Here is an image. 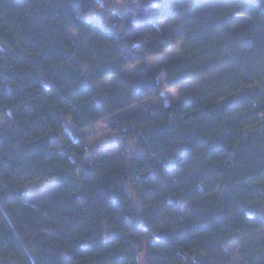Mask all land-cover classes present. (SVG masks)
Here are the masks:
<instances>
[{
    "label": "clouds",
    "instance_id": "obj_1",
    "mask_svg": "<svg viewBox=\"0 0 264 264\" xmlns=\"http://www.w3.org/2000/svg\"><path fill=\"white\" fill-rule=\"evenodd\" d=\"M46 2L51 5L52 0ZM85 2L89 5L85 16L90 19L93 14H103L109 26L115 28L116 35L103 36L98 29H92L83 39L81 47L76 48L73 38L79 37L88 24L49 20L48 24L40 25L39 30L44 31L52 24L63 25L62 32L52 28L48 34L55 40V34L59 33L63 39L56 43L71 50L72 57L66 59L57 53L55 57H44L43 62L36 65L31 64L24 54L30 50H38L40 54L42 49L25 47L21 43L24 37L16 29L21 27L25 16H32L35 7L44 8L45 5L37 0L32 12L27 9H5L0 12L3 16L0 23V70L17 73L11 80L0 78V135L5 131L12 134L11 140L0 145V161L5 157L9 161L0 164V236L15 228L28 252L33 256L38 252L44 253V259L50 260V264H74V257L81 254L88 257L83 264H113L111 257L118 252L128 255L126 264H264V176L257 181L248 179L252 172L264 167L259 163L260 157L248 150L250 144L264 150V97H256V104L248 103L216 116L204 112L199 116L195 115L196 112L187 118L182 116L193 107L205 108V102L209 111L214 110L218 103H213V99L226 98L233 94V90L236 93L254 85L264 87V69L251 70L247 65L238 67L234 60L215 67L209 64L207 71L199 70V65L207 62L208 58H192L191 53L199 51V48L196 42L185 39L187 34L213 15H224L230 11L235 16H244L259 24L258 30L264 31V16L237 11L239 5L217 11L207 4L198 5L195 0H181L173 5L179 15H163L161 9L169 5L155 4L148 11V15L155 18L153 24L138 20L130 27L127 21L137 17L141 0H80V7L73 9L75 16L80 15ZM143 2L147 4L148 0ZM126 9L130 10L125 16ZM143 15L144 12H140V16ZM235 16L232 26L238 23ZM24 26L31 29L30 25ZM178 28L183 29L184 35H177ZM33 36H38V32L34 31ZM156 41H159V45ZM42 44L48 46L46 41ZM200 46L203 47V44ZM4 48L14 55L9 56ZM16 48L21 49L20 54L15 53ZM114 48L121 50L113 52ZM124 48H127L126 53ZM177 53L182 57L180 61L162 64L154 76H149L154 85L152 89L143 90L135 96L130 85H121L116 90L118 95L101 100L103 107L98 108L93 104L98 97L111 95L106 85L113 78L119 79L125 70L139 65L140 71L147 75L150 65L165 55ZM125 55L135 58L120 62ZM109 62L116 64V70L108 68L103 74L97 71L99 66ZM258 63L264 64V61ZM59 68L85 77L89 87L66 98L58 97L59 92L79 83L78 79L61 83L63 78L56 76L54 71ZM179 72L185 73L183 79L173 82ZM33 74H38L39 79L25 84V80ZM54 77L56 87L42 91L40 83ZM8 87L24 88L25 91L9 97L8 93L2 91ZM166 95H170L171 102L164 99ZM17 100H23V103L16 104ZM149 102L159 103L161 115L154 117L148 107H140ZM28 104L33 105L31 111H25ZM122 106L129 114L113 121V117L126 112L119 111ZM52 108L59 115L49 118ZM134 108L136 111H131ZM252 109H256L250 118L253 123L247 126V131H243L242 121L235 120L236 113ZM29 120H34L36 125L40 121L43 124L27 127ZM65 121L75 131V136L71 131L65 133ZM165 123L172 124L167 133L156 141L145 143L149 140L150 129ZM209 128L214 129L212 135H207L209 139L220 136L224 142L227 138H239L233 141L235 146L231 152H226L224 156L205 155L206 149L202 145L186 141L176 134L185 129L183 132L193 131L197 137H201L206 136L203 133ZM250 131L258 133L259 140L256 136L249 137ZM53 134L58 139L47 144L50 150L39 149L20 155L21 148L27 149L31 145L29 138L39 142ZM180 143L193 144L191 155L180 162L179 168L163 171L165 165L160 163L162 157L167 152H175L177 149L173 145ZM61 148L66 155L60 151L53 152V149ZM141 151L150 155L132 158L134 153ZM47 152H52V155H45ZM98 160L101 163H97ZM209 166L219 167L222 174L202 178L201 173H208ZM89 168L92 169L91 173L85 175L84 169ZM153 171L156 176L165 178L163 183L149 178ZM61 175L65 179H61ZM33 176L37 179L24 183ZM236 179L242 186L232 194L230 201L221 189L228 185L235 187L233 182ZM49 185L61 190L58 200L69 203L59 207L55 203H45L43 194ZM101 186L114 192L128 213H139V218L151 216L159 208L156 219L142 224H126L119 209L110 210L105 202L95 199L97 192L93 189ZM146 188L155 191L146 197ZM250 188L253 189L251 192L248 191ZM20 189L26 191L17 199L3 200L6 190ZM81 191L83 198L76 199ZM29 197L38 199L35 204H30ZM133 200L136 207L132 206ZM241 200L244 202L242 209L239 208ZM253 205H258L254 218L247 214L248 208ZM217 211L235 215L218 216V222L210 221L208 227H197L195 231L186 233L191 239L154 242V237L161 230L172 233L190 224L199 225L205 213ZM77 217L86 223L67 225V221H75ZM225 224L231 227L226 229ZM90 226L94 230H89ZM57 227L63 235L57 232ZM112 229L122 233V238L111 244L103 243ZM90 231L96 233L95 243L98 246L83 248L79 255H72L77 250L78 241L93 240L92 236L86 235ZM41 233L43 235H39ZM81 235L87 238L79 239ZM17 247H20L19 243H14L12 248L5 245L0 249V264H33V260L23 251L19 254L15 252ZM148 253H152L156 259H147ZM64 254L68 255L67 260H64ZM35 264H44V260H36Z\"/></svg>",
    "mask_w": 264,
    "mask_h": 264
},
{
    "label": "trees",
    "instance_id": "obj_2",
    "mask_svg": "<svg viewBox=\"0 0 264 264\" xmlns=\"http://www.w3.org/2000/svg\"><path fill=\"white\" fill-rule=\"evenodd\" d=\"M37 0H0V12H2L5 9H18V10H25L27 9L29 12H32V9L35 7ZM181 0H148V3L145 4L143 0H141L140 3V12H144V15L141 17L140 12L137 13V17L132 18L131 20H128L127 23L131 27L132 25H135L138 20H142L144 24H153L155 22V18L148 15V11L155 5V4H168L169 6L167 8L161 9V14L168 15V16H174L179 15V11L176 7L173 5H176L180 3ZM39 3H42L45 5L44 8L35 7V11L32 13L31 17L25 16L22 20L21 27L17 28L16 30L20 32L21 36L24 38L22 39L21 43L28 48H36V49H42V52L39 54L38 50H30L29 52L25 53L24 55L27 56V59L30 61L31 64L36 65L43 62L44 57H55L58 54L63 56L66 59H70L72 57L71 50H66L62 47H60L56 41L62 40L63 38L59 35V33L55 34V40L51 39L49 37V32H51L52 28H58L60 32L63 31V25L58 24H52L44 31L39 30V26L42 24H48L49 20H64L65 23L74 21L77 24L87 23L88 28L84 31H82L77 37V41L73 40V46L76 48H80L83 39L87 36L88 31H91L92 29H98L99 34L103 36L116 35L115 28H112L107 23V18L103 14H93V16L89 19L85 16V13L89 11V5L87 2H85L84 6L81 8L80 15L77 17L74 15L73 9L80 7V0H52L51 5H49L46 0H39ZM195 3L198 5L201 4H207L209 6L215 7L217 11H223L224 9L231 8L233 5H239V9L237 11H246L252 15L259 14L260 16H264V0H195ZM130 9H126L124 11V15H127V11ZM235 13L234 12H227L224 15H213L210 19H208L205 23L201 24L198 28L195 30L189 32L187 36L185 37L188 41H194L196 42V47L199 48V51H193L191 53L192 58L194 60H203L204 58H208L207 62H204L199 65V70L201 71H207L209 68V64L212 66H220L224 64L227 61H235V64L239 67L241 65H247L249 69L251 70H257V69H264V64L258 63V61H264V31H259L258 28L260 27L259 24H254L252 20L244 17V16H235V19L238 20V23H235L234 26H232V22L234 19ZM3 22V16L0 15V23ZM189 23H192V21H189ZM24 25H30L31 29L25 27ZM118 26V25H117ZM166 27V25L164 26ZM166 29V28H165ZM38 32V36H33V32ZM177 35H184V31L182 29V33L179 34L176 31ZM117 40L120 39V37H116ZM43 41L47 42L48 46H45L42 44ZM142 43V42H141ZM201 43L203 44V47H201ZM156 44L159 45V41H156ZM183 47V45H181ZM9 56L14 55V53L7 49H3ZM121 49L114 48L113 52L120 51ZM125 53L127 52V48L123 49ZM16 54L21 53L20 48H16L15 50ZM135 57H129L128 55H125L121 57L120 62L134 59ZM182 57L177 54H170L165 55L158 61H156L154 64L150 65L148 68V74L140 71L139 65L136 66V68L131 70H125L119 79L113 78L109 83L106 85L107 90L111 94L110 96H101L98 97L95 101H93V104L96 105V107L101 108L103 105L101 104V100H108L111 99L112 96L118 95V92L116 91L121 85H130L132 92L135 96H138L141 91L152 89L154 85L152 84V80L149 78V76H154L156 72L159 70L160 66L162 64H173L178 61H180ZM111 68L112 70H116V64L109 62L107 64L101 65L97 68L98 72H101L103 74L106 69ZM192 70L191 68L189 69ZM56 76L62 77L61 83H67L72 80H79V83L76 85H73L71 88H66L63 91L59 92L57 95L60 98H66L68 96L73 95L76 92H79L81 89H86L89 87V81L83 77L78 76L77 73L72 71H67L64 68L54 69ZM185 73L179 72L177 75L173 78V82H176L180 79H183ZM17 76V73L15 71L8 72L5 70H0V78L7 77V79L11 80L14 79ZM38 74H33L30 78L25 80V84H31L33 80H38ZM260 87V88H257ZM40 87L42 91H47L49 89L56 87L55 77L53 79H45L42 83H40ZM94 87V85H93ZM251 89L249 93L246 95L240 97V99L235 101H225L226 99L224 97H215L213 99V103H218L217 107L209 111L207 108L208 103L205 102V108L199 109L198 107H193L190 111L182 113V116L187 118L188 116L192 115V113L196 112L195 115L199 116L201 112L207 113L209 116H216L218 113H223L225 110H235L239 107H243L248 103L256 104L257 100L256 97H264V87H261L259 85H254L252 87H245L242 91L239 92H248L247 90ZM2 91L8 93V96H15L17 93H22L25 91L24 88H15V87H8L6 89H3ZM235 93V90H233V94ZM237 93V92H236ZM31 93L29 92V98ZM27 99V97H25ZM223 99V100H222ZM198 102V101H197ZM23 100H17L16 104H22ZM33 107L32 104H28L25 111ZM150 113L154 117H158L161 115L160 107L157 108H150ZM123 106L119 109V111L125 110ZM2 110V109H0ZM256 109H252L247 112H237L235 120L236 121H242L241 128L243 131H247V126L252 125V120L250 119ZM118 113V112H117ZM116 113V114H117ZM129 113H125L122 116H127ZM59 113L55 108H52L50 110L49 118L52 116H57ZM120 118L113 119L117 120ZM9 122H11V113L9 114ZM231 123V121H229ZM43 124V121H40L39 125H36V122L34 120H29L27 123V127L32 126H40ZM64 131L65 133H69L70 131L75 136L76 133L74 130L70 128V125L68 122H64ZM172 127V124L165 123L162 126H157L149 131V140H146L145 143H148L149 141H156L164 136L165 133H167L168 129ZM183 131H186L185 129H182ZM177 131V135L180 136L182 139L184 138L186 141H193L195 144L202 145L206 151L205 155L213 154V155H219L224 156L226 155V152H231L232 148L235 146L233 141H238V137H231L227 138L224 142L220 136H216L212 139H209L207 135H212L214 132V129L209 128L206 129L203 135L197 137L196 133L193 131ZM242 135L243 133H238ZM224 135H228L225 133ZM248 136H256L257 140H259L258 133L254 131L248 132ZM12 139V134L10 132L5 131L3 135H0V145L5 144L7 141ZM58 139V137L53 134L49 138H44L40 140L39 142L35 139L29 138V143L31 144L27 149L21 148L19 150L20 155H27L28 152H35L39 149L43 150H50L48 149L49 143H54L55 140ZM15 142V141H13ZM174 148L177 150L175 152H167L162 157L160 163L165 165L163 168V171L169 172L174 169H177L181 166L180 162L187 160L188 157L191 155L193 151V144L192 143H180V144H174ZM248 150L258 157H260L259 163L264 165V150L258 149L255 147V144H250L248 146ZM60 151L62 155H66V152L61 149H53V152ZM45 155H52V152H47ZM150 153L148 152H136L133 154V159L139 157V156H148ZM9 161L5 157L4 160L0 161V164H6ZM97 163H101V161H97ZM159 167V165H158ZM209 172L208 173H201V177L204 178L205 176H216L218 174H222V171L219 167L209 166ZM92 169H84V174L89 175L91 173ZM264 176V167H261L259 171L252 172L248 179H252L253 181H257L261 179ZM61 179H65L63 175L60 177ZM149 178H156L161 183L164 182L165 178L163 176H156L155 171H153ZM37 179V177H29L27 180L24 181V183L31 182L33 180ZM119 178L117 177L116 180ZM113 182H116L115 180ZM235 184V187H232V185L225 186L221 189L222 192L227 194L229 200L232 199V194L236 192V190L241 187L240 181L238 179L234 180L233 182ZM94 191L97 192L96 200H102L106 203L107 207L112 209H119L122 213V219L127 224L128 222H132L133 224H142L145 223L148 220H154L157 217V214L159 212V208L156 209L152 213L151 216H144L142 218H139V213H136L135 215L130 214L127 212V210L124 208L123 204L120 201V198L116 196L114 192H109L108 189L105 186L101 187H94ZM253 189H248L249 192H251ZM26 191L24 189H20L18 191H11L6 190L3 193V200H15L17 199L20 194ZM155 190L152 188H146L145 189V196L151 195ZM127 191L125 192V195H127ZM61 195V190L54 194L48 201L45 203H55L57 207L61 206L62 204H68L69 202L67 200H58L57 197ZM187 195V193H185ZM84 196L83 191L76 197V199H82ZM174 202V198L172 200ZM89 203H92L91 200H89ZM39 207V205H36ZM132 206L136 207V202L132 201ZM244 207V202L241 200L239 208ZM258 208V205H253L248 208V213L253 218L256 216V209ZM195 214V213H194ZM224 215H235V213H228V212H212V213H205L204 218L200 221L199 225H188L187 227L175 231L172 233H165L164 230H161V232L154 237V242L156 243H167L171 240L175 239H191L190 236H186V233H189L190 231H195L197 227L199 228H206L209 226L210 221H217L218 216H224ZM6 216V214H5ZM262 222H264V218H262ZM10 223V221H9ZM73 223H79L81 225L85 224L86 222L81 219L80 217H77L75 221H67V225H71ZM231 226L228 224H225V228H230ZM57 232H60L61 235H63V232L60 230L59 227H57ZM89 230H94L89 228ZM30 235V233H29ZM39 235H43L42 233ZM50 236L51 233H48ZM86 235L92 236V241H78L77 242V250L72 253V255H79L80 251L83 248H91L98 246L95 243L96 233L95 232H88ZM79 239H86L87 237L85 235H81L78 237ZM122 238V233H120L118 230L112 229L108 232V234L105 236L103 243L111 244L115 240H119ZM14 243H19L20 247L15 248V252L19 254L21 251H23L25 254L29 256L30 259L33 260V264H35L36 260H44V264H50V260H45V254L42 252H38L33 256L32 253L28 252V249L24 247V240L21 239L20 233L16 232V229L13 228L11 231H8L6 235L0 236V249H3L5 245H7L9 248L13 247ZM128 243H131L129 241ZM135 255V254H133ZM88 257L86 254H81L79 256L74 257V264H83V261L86 260ZM68 259V255L64 254V260ZM113 264H126V261L128 260V255L123 252H118L114 256L111 257ZM147 259L149 260H155L156 257L152 253H148ZM63 264V262H61ZM206 264V262H204Z\"/></svg>",
    "mask_w": 264,
    "mask_h": 264
},
{
    "label": "rangeland",
    "instance_id": "obj_3",
    "mask_svg": "<svg viewBox=\"0 0 264 264\" xmlns=\"http://www.w3.org/2000/svg\"><path fill=\"white\" fill-rule=\"evenodd\" d=\"M165 28H166V27H165ZM176 31H177L179 34H181V33H182V28H178ZM73 40H74V41H77L76 38H73ZM257 88H260V87L257 86ZM247 91H248V92L245 91V92H237V93H234V94H232V95L226 97V98H225V99H226L225 101H235V100H238V99H240V97H242V96L246 95L247 93H249V92L251 91V89H248ZM164 99H165L166 101H168V102H171L170 95H166V96L164 97ZM140 107H141V108H143V107L157 108V107H159V103L157 102V103L153 104V103L149 102L147 105H145V104H141ZM122 111H126V109H125V110H122ZM131 111H136V109H135V108H134V109H131ZM125 113H128V112H127V111H126V112H122V113H120L119 115H118V113H117L118 116L113 117V119L120 118V117H121L122 115H124ZM98 161H99V160H98ZM33 181H34V180H33ZM31 182H32V181H31ZM28 183H30V182H28ZM26 184H27V183H26ZM24 190H26V189H24ZM58 191H59V188H58V187H56L55 185H49V187L46 188V189L44 190V194H43L44 202L48 201V200H49L54 194H56ZM37 199H38V198L29 197V198H28V203H30V204H35V202H36Z\"/></svg>",
    "mask_w": 264,
    "mask_h": 264
}]
</instances>
